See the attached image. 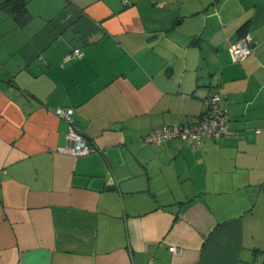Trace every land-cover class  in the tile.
I'll use <instances>...</instances> for the list:
<instances>
[{"label": "crops", "instance_id": "obj_1", "mask_svg": "<svg viewBox=\"0 0 264 264\" xmlns=\"http://www.w3.org/2000/svg\"><path fill=\"white\" fill-rule=\"evenodd\" d=\"M24 1L0 0V264H264V0ZM210 92L226 135L143 142ZM58 107L100 152L59 150Z\"/></svg>", "mask_w": 264, "mask_h": 264}, {"label": "built area", "instance_id": "obj_2", "mask_svg": "<svg viewBox=\"0 0 264 264\" xmlns=\"http://www.w3.org/2000/svg\"><path fill=\"white\" fill-rule=\"evenodd\" d=\"M229 54L233 62L239 61L251 50V38L249 35L239 37L229 47ZM75 56L81 57L82 51L75 49ZM55 113L67 122V144L59 150L75 156L88 155L100 152L79 124L74 120L73 111L67 108L58 107ZM229 113L221 104V94L210 92L203 99V109L197 121L189 124L162 125L153 128L146 133L142 139L145 143H160L167 140L181 138L198 141L201 138H219L229 131ZM196 147V145H193ZM169 249L174 251V246Z\"/></svg>", "mask_w": 264, "mask_h": 264}, {"label": "trees", "instance_id": "obj_3", "mask_svg": "<svg viewBox=\"0 0 264 264\" xmlns=\"http://www.w3.org/2000/svg\"><path fill=\"white\" fill-rule=\"evenodd\" d=\"M12 2H13V4H12L13 9L14 10L17 9L16 11L18 13L23 12L25 10L24 9V3H25L24 0H12ZM1 4H2L1 6L5 7V2H2Z\"/></svg>", "mask_w": 264, "mask_h": 264}]
</instances>
